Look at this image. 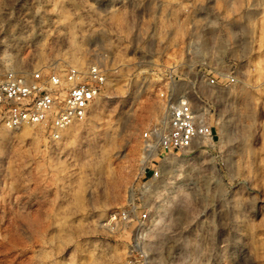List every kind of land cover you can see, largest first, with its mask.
Returning a JSON list of instances; mask_svg holds the SVG:
<instances>
[{"label":"rangeland","instance_id":"rangeland-1","mask_svg":"<svg viewBox=\"0 0 264 264\" xmlns=\"http://www.w3.org/2000/svg\"><path fill=\"white\" fill-rule=\"evenodd\" d=\"M90 65L105 85L58 140L0 127V264H264V0H0V79ZM162 94L213 138L147 149Z\"/></svg>","mask_w":264,"mask_h":264},{"label":"built area","instance_id":"built-area-1","mask_svg":"<svg viewBox=\"0 0 264 264\" xmlns=\"http://www.w3.org/2000/svg\"><path fill=\"white\" fill-rule=\"evenodd\" d=\"M105 75L100 67L90 65L78 69L68 66L39 67L25 74L8 70L0 79V127L18 131L23 127H41L47 138L56 141L60 132L71 124L83 121L92 103L105 85ZM232 77H220V85L233 82ZM214 84V80H209ZM163 96V94L161 95ZM166 122L143 134L146 148L153 146L168 154L187 153L202 141L213 138V130L203 116L187 100L174 99L165 94ZM158 172L152 173L156 178ZM136 207L133 203L113 212L111 221L128 223ZM138 222L146 214L135 216Z\"/></svg>","mask_w":264,"mask_h":264}]
</instances>
